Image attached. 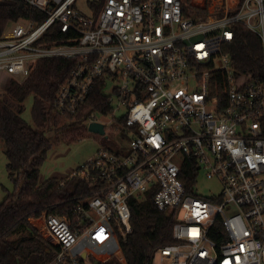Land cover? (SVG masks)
I'll list each match as a JSON object with an SVG mask.
<instances>
[{"label": "built area", "instance_id": "2783aa9c", "mask_svg": "<svg viewBox=\"0 0 264 264\" xmlns=\"http://www.w3.org/2000/svg\"><path fill=\"white\" fill-rule=\"evenodd\" d=\"M23 1L30 15L0 36V84L3 73L24 82L43 58L75 60L53 110L76 120L105 78L111 110L103 115L123 109L126 124L114 135L129 138L127 149L104 143L73 172L96 183L73 217H41L59 247L49 264L122 257L119 238L132 232L129 199L153 188L156 207L173 218V241L156 250L153 264H264V0H216L200 15H185L181 0H103L99 11L100 0H86L89 13L81 0ZM56 23L64 36L41 40ZM238 25L261 42V67L252 73L231 54ZM96 114L88 109L75 126L100 122ZM190 165L193 193L183 173ZM201 175L218 180L221 192L199 194Z\"/></svg>", "mask_w": 264, "mask_h": 264}, {"label": "trees", "instance_id": "16d2710c", "mask_svg": "<svg viewBox=\"0 0 264 264\" xmlns=\"http://www.w3.org/2000/svg\"><path fill=\"white\" fill-rule=\"evenodd\" d=\"M181 1L185 15L208 12L206 0L201 5L193 0ZM102 4L103 0H100L94 5L97 11ZM31 11L32 8L23 0L0 1V36L12 21L29 16ZM237 30L238 39L231 49L234 63L242 71L255 72L262 61L260 39L243 25H238ZM63 36L56 23L41 40L56 41ZM74 63L75 60L58 57L40 59L24 82L9 81L6 88L9 98L0 97V141L4 144L9 176L15 182L14 191L0 202V264H49L59 247L49 241L31 219L41 218L44 213L73 217L77 203L92 196L96 188L95 182L75 176L40 180V168L51 148L47 132L60 129L57 125L63 118L53 110V104ZM106 86L105 78H99L86 103L75 115L76 120L69 115L70 121L64 126L83 122L88 109L108 114L111 97L106 93ZM30 96L33 97V124L22 116L23 108L16 109L12 105V102L22 105ZM118 124L125 125L126 118H119ZM196 172L197 167L193 165L183 169L185 186L191 193L194 191L193 175ZM156 193L157 189L153 188L142 197L129 199L132 232L125 239L119 238L123 261L112 258L105 264H153L156 250L173 241V218L156 207ZM20 229L21 236L12 239V235ZM113 247L116 250V246Z\"/></svg>", "mask_w": 264, "mask_h": 264}, {"label": "rangeland", "instance_id": "374dc122", "mask_svg": "<svg viewBox=\"0 0 264 264\" xmlns=\"http://www.w3.org/2000/svg\"><path fill=\"white\" fill-rule=\"evenodd\" d=\"M205 1V0H204ZM210 5L215 4L216 0H206ZM194 3L201 5L202 0H193ZM79 7L85 12L89 13V9L86 6V0H81L79 2ZM11 79L8 73H3L1 84H0V97L9 98L7 95V85ZM114 103L116 101L113 99ZM14 108H23L22 116L31 124H33L32 116V106L33 97L30 96L25 103L19 105L18 103L12 102ZM124 110L120 109L114 112V114L103 115L96 114L97 120L104 122L108 127V132L106 135H100L89 131V125L85 123L81 126L67 125L64 126V119L60 118L57 127L60 129H52L47 132V136L51 141V148L48 153V157L44 164L41 166V176L40 180L43 182L51 177L59 176H71L73 172L79 167L84 165L89 161L102 147L104 143H118L124 149L128 148L129 138L124 133H119V135H114V131L118 126V119L122 117ZM79 136L78 139H74ZM7 156L5 154L4 144L0 141V202L3 201L6 196L13 192L15 189V182L10 178L7 170ZM222 190L221 184L218 180H209L204 176H200L198 184L196 186V191L199 194L209 196L211 194H218ZM40 232L44 235L43 220L39 218L33 221ZM22 230L20 229L12 235V239H18ZM44 235V236H45ZM49 241L52 242L51 237L47 234L45 236ZM112 258H117L123 260L122 257L113 256ZM110 259L102 261V264L107 263ZM99 264V263H96Z\"/></svg>", "mask_w": 264, "mask_h": 264}, {"label": "water", "instance_id": "95a60500", "mask_svg": "<svg viewBox=\"0 0 264 264\" xmlns=\"http://www.w3.org/2000/svg\"><path fill=\"white\" fill-rule=\"evenodd\" d=\"M89 131L100 134V135H105V127L103 123L100 122H92L89 127Z\"/></svg>", "mask_w": 264, "mask_h": 264}, {"label": "crops", "instance_id": "0c3cea01", "mask_svg": "<svg viewBox=\"0 0 264 264\" xmlns=\"http://www.w3.org/2000/svg\"><path fill=\"white\" fill-rule=\"evenodd\" d=\"M59 177H65V176H59ZM37 219H39V218H33V219H31V222H32V224H33V221H35V220H37ZM35 226V225H34ZM105 258H107V257H105ZM101 262V261H100ZM100 262H98V263H100Z\"/></svg>", "mask_w": 264, "mask_h": 264}]
</instances>
